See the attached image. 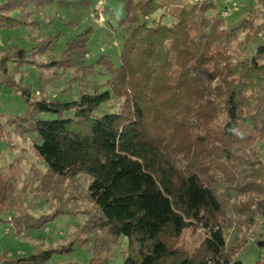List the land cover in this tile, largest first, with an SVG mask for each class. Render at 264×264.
<instances>
[{
  "label": "trees",
  "instance_id": "1",
  "mask_svg": "<svg viewBox=\"0 0 264 264\" xmlns=\"http://www.w3.org/2000/svg\"><path fill=\"white\" fill-rule=\"evenodd\" d=\"M0 1V31L40 29L31 6L91 3ZM192 1L121 0L126 37L119 64L106 56L85 64L92 28L73 33L60 56L63 31L30 48L0 45V90L22 102L0 123V148L12 145L14 133L31 138L47 168L32 169L21 187L18 165L0 168V222L9 213L20 237L45 230L60 216L85 217L56 245L41 243L26 257L0 252V264H48L77 248L92 254L86 264H113L123 238L122 264H264L227 252L246 249L259 230L264 236V43L251 57L246 49L234 57L231 29L219 13L211 15L218 4ZM20 9L22 17L13 15ZM254 12L247 7L235 28L246 32L242 45L264 33L263 7L258 25ZM30 64L52 74L75 68L63 92L77 84L78 98L50 96L46 88L54 79H40L35 94L25 81ZM97 74L108 76L105 84L97 83ZM80 177L87 178L86 189L77 185ZM32 190L52 205L50 214L36 217L23 206ZM196 227L207 233L200 246L178 247ZM232 228L233 246L227 241Z\"/></svg>",
  "mask_w": 264,
  "mask_h": 264
},
{
  "label": "rangeland",
  "instance_id": "2",
  "mask_svg": "<svg viewBox=\"0 0 264 264\" xmlns=\"http://www.w3.org/2000/svg\"><path fill=\"white\" fill-rule=\"evenodd\" d=\"M228 0H213L218 4V11L213 10L211 15H217L218 13L226 22V25L231 29V37L228 45H230V53L234 57L241 54L242 49H246L245 54L249 57L256 53L259 45L264 43V33L258 34L252 40L249 45H242L245 43L244 38L246 32L243 34L239 31H235V28L245 18V10L253 8L257 19L254 18L255 24H260L262 20V7L264 11V5L261 0H233L235 4L239 6V11L233 16L225 17L224 8ZM189 3L193 2L188 0ZM1 4V1H0ZM35 6L29 8L28 13L31 14V19L38 21L40 29H29L27 27H16L13 29H5L0 31V45L4 50H10L14 44H20L22 47L30 48L35 46V42L42 39L48 38L56 34L57 31H63L62 36L57 43L56 54L60 56V53L65 49L67 40L75 32L85 31L88 28L93 29V34L89 43L90 54L85 61L86 65H89L99 58L106 56L107 59L113 61L116 64L120 63V54L123 50V42L126 37V33L120 26L119 21L124 17L122 10L121 0H91L90 5H46L39 11L35 9ZM27 14V13H26ZM13 15L22 17L21 9L15 11ZM165 22L170 23L171 18L165 19ZM48 56L42 58L46 61ZM177 68H179L177 66ZM98 71H103L100 66H97ZM25 81L28 84L34 86V93H38L39 80H52L47 85V92L54 98L62 100L77 99L79 91L77 84L72 86L71 91L65 94L63 91L68 87L69 81L75 74V68H66L58 72V74H52L51 71L36 67L33 64L27 65L24 68ZM98 84H105L108 76L97 74L95 76ZM92 80V77L90 78ZM107 88V87H106ZM103 88V89H106ZM1 91V90H0ZM2 96L0 97V123L6 122V116L11 114L13 111L21 108V99L11 92L5 93L6 90L1 91ZM12 129V128H11ZM12 145L8 146L6 143L1 145V159L0 168L7 171L10 163L18 165L21 169V175L19 186L21 187L24 181H29L32 175V169H39L42 172L47 170L46 165L35 155L33 152L32 139L24 138L20 135L13 134ZM262 155L264 157V143H261ZM77 185L81 190L86 189L88 180L85 177H80L77 180ZM23 206L28 208L29 211L36 217L50 214L53 211V207L50 203H47L42 198L37 197L35 191L32 190L25 195V201ZM86 207H91L89 203L84 204ZM14 214H12L13 216ZM9 213L3 214V222H0V252H7L11 256H29L33 253L34 248L39 246L41 243H50L56 245L59 240L67 238L71 233L76 231L83 222L85 217L83 216H60L54 220L45 230H36L32 235H22L16 237L13 226L9 221ZM264 219L261 218V222ZM50 231V232H49ZM259 230L256 234L251 235V240H247L245 248L239 252H235V249L227 251L244 261L245 263H254L257 260L264 262V236H260ZM235 228L228 231L227 241L229 245H235ZM207 233L200 227L189 229L186 231L181 238L178 247H184L189 251L195 250L199 247L202 239ZM50 239V240H48ZM126 247V238L122 240V246L116 248L115 258L113 264H122L123 258L121 251ZM92 254L86 249L77 248L72 254L64 256H55L48 264H69L71 262H79L86 264L91 259ZM263 257V258H261Z\"/></svg>",
  "mask_w": 264,
  "mask_h": 264
},
{
  "label": "built area",
  "instance_id": "3",
  "mask_svg": "<svg viewBox=\"0 0 264 264\" xmlns=\"http://www.w3.org/2000/svg\"><path fill=\"white\" fill-rule=\"evenodd\" d=\"M239 11V6L233 2V0H228L224 8V16L230 17ZM1 96V93H0Z\"/></svg>",
  "mask_w": 264,
  "mask_h": 264
}]
</instances>
